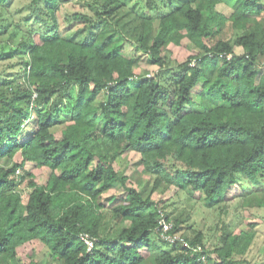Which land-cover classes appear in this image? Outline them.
Masks as SVG:
<instances>
[{"label": "trees", "instance_id": "obj_1", "mask_svg": "<svg viewBox=\"0 0 264 264\" xmlns=\"http://www.w3.org/2000/svg\"><path fill=\"white\" fill-rule=\"evenodd\" d=\"M62 1L29 0L14 17V0H0V37L21 35L6 56H20L23 66L18 83L0 81V160L21 157L0 164V264H24L16 249L36 239L45 264H243L231 256L247 250L254 232L225 233L212 251L200 233L169 244L159 210L172 232L179 222L151 195L160 185L190 188L212 206L238 176L253 186L264 180L261 0H235L229 15L215 9L221 0H141L139 9L91 0L92 13L65 14L72 34L61 27ZM228 24L236 35L225 39ZM183 39L197 53L169 65L167 45ZM125 41L157 71L138 74L139 57L121 52ZM129 152L152 184L133 187L114 168ZM26 162L46 171L44 182ZM113 188L122 193L103 197ZM82 233L93 240L89 250Z\"/></svg>", "mask_w": 264, "mask_h": 264}, {"label": "rangeland", "instance_id": "obj_2", "mask_svg": "<svg viewBox=\"0 0 264 264\" xmlns=\"http://www.w3.org/2000/svg\"><path fill=\"white\" fill-rule=\"evenodd\" d=\"M29 0H14L11 11L14 13L17 9L23 7ZM127 7L132 8L135 6L139 9L141 0H126ZM235 0H221V3L215 6L219 12L229 15L232 12V5ZM88 2L91 0H64L60 3L59 16L62 20L61 27L66 31V34H72L76 29L72 27L66 29V21H63L65 14L73 12L92 13L89 10ZM261 5L264 6V0H261ZM264 16V11H263ZM260 19V18H258ZM12 30L10 34L0 37V81L7 79H14V83L22 78L23 66L20 61V56L10 54V50L15 48L20 34L13 35ZM222 37L227 39L236 35V30L230 27V24L224 29ZM166 55L168 57L169 65H176L184 61L187 56L197 53L198 49L193 48L186 39H183L180 45L168 44ZM234 51L237 54L242 53L241 47L234 46ZM122 54L125 56H138L136 62V72L146 76L152 75L157 71V66L149 64L146 60V55L140 51H135L133 46L126 42L124 43ZM26 59V56H23ZM264 60V59H263ZM62 125H57L53 128L55 136L60 137V130ZM138 154L129 152L122 154L120 158L115 159L113 166L116 170L123 172L129 176L128 184L136 188L143 187L146 183L152 184L151 178L141 173V167L134 166V162L138 159ZM21 157L17 153L13 160L2 159L1 165L9 166L13 161H20ZM25 169L35 170V180L38 183L44 182L46 178V171L38 170L29 162L25 163ZM22 171V170H20ZM140 177V183L136 182V178ZM264 180L260 184L253 186L251 182L241 176H238L237 182L230 186L224 194V199L212 206H206L200 199L191 197L190 188L184 190L178 189L174 186L160 185L152 193L151 198L157 202L158 207H162L169 217L178 220L177 233L187 238L194 237L197 233L202 235V242L205 248L212 251L216 246L221 244L222 238L225 233H238L240 230L254 232L251 243L243 254H233L231 257L236 260H243V264H264ZM23 195H26L28 189L25 183L20 184ZM262 191V192H259ZM122 193L121 188L110 189L103 197H108L111 194ZM259 194L257 198L252 199L248 205L244 203V198L250 195ZM107 205V203L105 204ZM116 204H109L103 207V213L109 219L113 216L112 208ZM164 247H166L164 245ZM18 259L24 263H41L45 264L47 257V249L39 240L29 241L16 249ZM209 257L216 261V254L209 253ZM217 263V262H216ZM212 264V263H210ZM214 264V263H213Z\"/></svg>", "mask_w": 264, "mask_h": 264}, {"label": "built area", "instance_id": "obj_3", "mask_svg": "<svg viewBox=\"0 0 264 264\" xmlns=\"http://www.w3.org/2000/svg\"><path fill=\"white\" fill-rule=\"evenodd\" d=\"M35 97V95H33ZM19 171H17L18 173ZM172 222L167 220L164 212L162 210H159V218H158V227L160 229V237L169 244H175V243H184L185 241L179 235L176 231L172 232ZM80 239L86 244L87 249H91L93 246V240L91 237H89L88 234L82 233L80 234ZM193 250L200 249L199 247H193Z\"/></svg>", "mask_w": 264, "mask_h": 264}]
</instances>
